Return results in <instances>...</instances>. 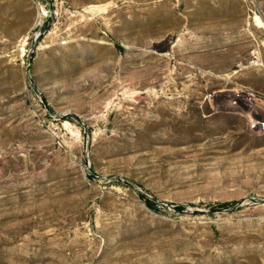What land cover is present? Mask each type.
Segmentation results:
<instances>
[{
    "label": "rangeland",
    "instance_id": "obj_1",
    "mask_svg": "<svg viewBox=\"0 0 264 264\" xmlns=\"http://www.w3.org/2000/svg\"><path fill=\"white\" fill-rule=\"evenodd\" d=\"M0 264H264V0H0Z\"/></svg>",
    "mask_w": 264,
    "mask_h": 264
},
{
    "label": "trees",
    "instance_id": "obj_2",
    "mask_svg": "<svg viewBox=\"0 0 264 264\" xmlns=\"http://www.w3.org/2000/svg\"><path fill=\"white\" fill-rule=\"evenodd\" d=\"M149 204H152L151 202H148ZM222 207L226 206L225 204L221 205ZM176 209H180V206H176Z\"/></svg>",
    "mask_w": 264,
    "mask_h": 264
}]
</instances>
